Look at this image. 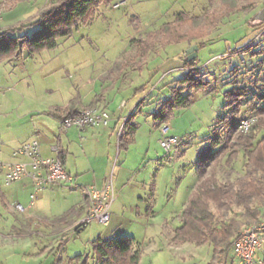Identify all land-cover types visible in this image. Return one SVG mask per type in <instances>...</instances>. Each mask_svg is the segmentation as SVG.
<instances>
[{
  "label": "rangeland",
  "instance_id": "obj_1",
  "mask_svg": "<svg viewBox=\"0 0 264 264\" xmlns=\"http://www.w3.org/2000/svg\"><path fill=\"white\" fill-rule=\"evenodd\" d=\"M55 1L26 0L11 6L13 0H0V29L34 20L43 8ZM126 1L119 9L112 8L115 2L101 6L92 22L60 38L56 49H46L31 57L23 47L17 59L0 64V139L11 138L22 129L19 116L28 107L38 112L54 101L66 100L68 86L81 83L82 78L89 86L96 85L97 90L100 86H110L106 96L114 105L128 103L124 109L129 115L140 104L134 118L140 125L138 143L132 145L128 155L122 152L119 157L123 161L128 158L127 168H131L136 180L119 191L116 164H112L106 178L113 181L117 204L123 213H114L106 225L92 223L83 231L69 228L57 233L51 246L49 241L33 232V227L19 234V230H12V216L0 217V264H76L74 257L89 254L92 241L99 235L103 239L136 238L143 248L140 264H210L213 260L212 244H177L173 241L174 230L181 226L184 207L198 183L200 154L210 148L216 122L230 114L225 94L237 86H247L250 89L248 97L252 98L257 86H264V53L253 57L245 52L250 46L254 51L264 50V14L258 16L259 12L264 13V0ZM229 3L236 5L237 12L221 21V15L228 14L224 7ZM180 13L203 19L205 14L211 13L216 26L209 29L211 33L204 39L159 45L146 61L141 60L134 40L145 39L149 33L159 31L165 24L174 22ZM35 30L28 28L24 34L32 35ZM201 42L204 44L197 51V68L201 81L208 83V87L192 93V104L173 111L166 122L170 125L167 137H178L181 142L171 153H166L157 144L163 136L158 126L161 120L150 114L155 112L157 104L171 96L173 82L184 77L186 51ZM179 55L181 69L169 72L167 65L175 64ZM116 61V67L126 64L125 73L117 76L118 71L111 75L104 72L107 68H115ZM236 66L240 71L234 75L232 71ZM236 115L255 120L246 106ZM39 116L31 126L40 124L44 117ZM262 118L264 120V116ZM25 120L29 122L31 117ZM92 148H87L91 154L102 156L100 147ZM10 151L5 149L0 161H9ZM117 157L115 153L116 162ZM245 166L243 151L238 152L231 166L224 158L218 180L222 183L237 180L245 174ZM209 170L210 165L205 176ZM152 185L154 197L150 192ZM57 203L54 200L47 206L57 213L62 202L55 210ZM149 204L156 216H150ZM0 208L4 209L3 205L0 204ZM217 215L220 221L239 220L242 229L256 224L238 207ZM260 220H264V212ZM216 261L224 264L223 255L218 254Z\"/></svg>",
  "mask_w": 264,
  "mask_h": 264
},
{
  "label": "trees",
  "instance_id": "obj_2",
  "mask_svg": "<svg viewBox=\"0 0 264 264\" xmlns=\"http://www.w3.org/2000/svg\"><path fill=\"white\" fill-rule=\"evenodd\" d=\"M21 1L26 0H13L10 5ZM116 1L118 0H57L43 8L34 20L0 29V62L18 57L23 47L28 49V56L46 49H56L60 38L68 37L81 25L92 22L101 6H110ZM235 7L234 3L224 7L228 14H222L221 21L236 13ZM251 10L253 9L249 11ZM211 17V13L205 14L204 19L180 13L174 22L165 24L159 31L149 33L145 39L134 40L138 57L146 61L159 45L184 41L191 43L204 39L210 35L209 29L216 26ZM28 28L36 30L28 36L24 34ZM203 44L204 42L198 43L199 49ZM245 52H250L254 57L264 53V50L254 51L250 46ZM187 56L184 59V77L173 82L175 86L172 87L171 96L152 114L154 119L161 120L160 124L168 122L176 108L192 104L194 91L208 87V83L201 81L197 58L188 61ZM123 67L126 64H121L119 68ZM239 71L240 68L236 66L232 72L235 75ZM249 94L247 86H237L225 94L226 104L231 108L230 114L216 122L210 148L200 154L197 171L199 181L184 207L181 226L174 231L173 241L177 244H212L214 257L210 264H218V254L223 255L224 264H233V247L243 230L239 220L220 221L217 213L238 207L244 210L251 221L258 223L264 212V86H257L252 98L248 97ZM77 103L78 98H74L63 119L82 111L73 112ZM243 106L255 116V120L248 132L239 133L240 122L236 114L241 112ZM139 108L140 105L125 122L120 135L119 146L122 149H128L135 142L138 125L134 118ZM239 151H243L246 158L245 174L235 181L220 182L218 170L223 159L226 158V164L231 166ZM209 165V174L205 176ZM142 249L141 243L133 237H98L92 241L89 254L77 255L73 260L76 264H140Z\"/></svg>",
  "mask_w": 264,
  "mask_h": 264
},
{
  "label": "crops",
  "instance_id": "obj_3",
  "mask_svg": "<svg viewBox=\"0 0 264 264\" xmlns=\"http://www.w3.org/2000/svg\"><path fill=\"white\" fill-rule=\"evenodd\" d=\"M263 14V12H259L258 16L261 17ZM180 57L181 55L174 61L175 64L167 65L168 71L170 70L169 72L179 68L181 69ZM13 59L17 58L5 61H11ZM3 62H0V64ZM114 65L115 68H107L104 72L111 75L114 73L116 74L118 71L117 76H119L126 69V67H116L117 61ZM162 67L164 68L165 66L162 65ZM100 87L101 88L97 90L96 85L94 86L93 84L89 86L88 82L82 78L81 83L68 86L69 93L66 100L54 101L50 103L52 105L38 112L28 107L25 113H21V116H19L22 129L11 138L0 139V158L4 155L5 149L11 150V159L9 161H0L2 162L0 163V204L4 207V209L0 208V217L3 219H7L8 217L6 216L8 215L13 217L12 230H19V234H21L24 232L22 230L27 231L33 227V232L38 233L45 241H49V246H51L52 240L58 236L57 233L64 232L69 228L75 229L76 232L87 229L88 226L85 228H77L76 224L83 219L88 212L89 203L84 194V188L88 186L97 189L104 188L108 182L106 178L109 176V170L112 164H116V166L119 167L116 178V186L119 191L125 190L127 186L132 185V182L136 180V178H134L135 175L132 174L131 168H127L126 162L128 158H125L123 161V159L119 160V157L122 152L128 155L132 145L134 146L138 143L140 125L137 123L138 130L136 132L135 142L130 145L128 149L120 148V135L125 122L132 113L129 115L126 109H124L127 107L128 103L122 102L119 105H114V103L110 101L111 98L106 96L110 86ZM74 98H78V103L73 109V112H79L85 108L105 110L110 114L108 125L90 127L84 130L70 128L63 131L61 129V121L64 116L68 114L67 108ZM159 105L160 104L156 105L155 112L158 110ZM152 114L153 113L150 115L152 116ZM38 115L44 118H42L40 124L38 123V125L31 126L34 118ZM28 117H31V121L29 122L25 120V118ZM22 119L23 121H21ZM158 126L161 128L162 124ZM48 127L51 128L50 131L45 130V128ZM34 139L40 144V155L43 158L58 157L63 161L67 172L74 177L73 187L52 186L36 193L34 182L30 178H23L11 184L6 182L7 166L9 164L29 161L28 158L16 155V151L23 144ZM93 146L100 147L102 152L101 157L97 153L91 154V151H88L87 148L93 149ZM115 153H117L118 156L117 162L113 158ZM97 157L100 158L98 159ZM150 192L152 193V197H154V185L150 187ZM34 193H36L37 196L33 201L32 195ZM54 200L56 203L62 202V204H60L61 209L58 210L57 213L52 212V208L47 206L48 203ZM140 200L144 202L142 197ZM58 203L55 210L58 208ZM117 203L116 197L112 206L111 217L114 213H123L122 207ZM18 204H22L25 210L20 211L17 208ZM149 207L150 204L148 205V208ZM151 208L152 207H150V210ZM155 212V209L152 208L149 212L150 216H156ZM99 237H101V235H99Z\"/></svg>",
  "mask_w": 264,
  "mask_h": 264
},
{
  "label": "built area",
  "instance_id": "obj_4",
  "mask_svg": "<svg viewBox=\"0 0 264 264\" xmlns=\"http://www.w3.org/2000/svg\"><path fill=\"white\" fill-rule=\"evenodd\" d=\"M126 0H119L112 5L113 9H119L126 5ZM2 21V12L0 11V23ZM240 122V130L248 132L254 120L247 119L244 116L237 117ZM110 114L105 110L96 108H85L78 115L68 117L61 121L63 131L70 128L84 130L90 127L108 125ZM162 138L158 144L166 153H171L175 147L180 145L181 140L178 137L167 135L170 131V125L164 123L161 127ZM16 155L28 158L27 162L9 164L6 174L8 184L30 178L35 185L36 193L52 186L73 187L74 177L70 175L64 167L63 161L58 158H43L40 155V144L37 140H30L23 144ZM36 193L32 195V200L36 199ZM84 194L89 203L87 215L81 219L77 226L87 227L92 223L106 225L111 219L112 206L116 200V192L112 179L105 187L97 189L92 186L84 188ZM17 208L24 211L22 204ZM264 220L256 224L245 227L236 240L233 247V264H264Z\"/></svg>",
  "mask_w": 264,
  "mask_h": 264
},
{
  "label": "water",
  "instance_id": "obj_5",
  "mask_svg": "<svg viewBox=\"0 0 264 264\" xmlns=\"http://www.w3.org/2000/svg\"><path fill=\"white\" fill-rule=\"evenodd\" d=\"M198 48H199L198 45H194V46L190 47L186 51V54L188 55V58H187L188 61H193V60H195L197 58V56H198V54H197Z\"/></svg>",
  "mask_w": 264,
  "mask_h": 264
}]
</instances>
